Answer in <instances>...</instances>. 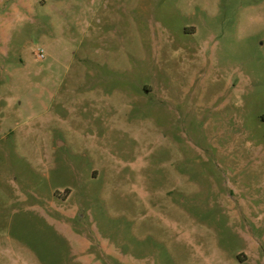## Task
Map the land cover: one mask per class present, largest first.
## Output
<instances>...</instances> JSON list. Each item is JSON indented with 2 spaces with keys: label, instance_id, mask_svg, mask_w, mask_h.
<instances>
[{
  "label": "rangeland",
  "instance_id": "374dc122",
  "mask_svg": "<svg viewBox=\"0 0 264 264\" xmlns=\"http://www.w3.org/2000/svg\"><path fill=\"white\" fill-rule=\"evenodd\" d=\"M0 264H264V0H0Z\"/></svg>",
  "mask_w": 264,
  "mask_h": 264
},
{
  "label": "built area",
  "instance_id": "2783aa9c",
  "mask_svg": "<svg viewBox=\"0 0 264 264\" xmlns=\"http://www.w3.org/2000/svg\"><path fill=\"white\" fill-rule=\"evenodd\" d=\"M39 56H40V58H42V57H43V53H42V52H40Z\"/></svg>",
  "mask_w": 264,
  "mask_h": 264
}]
</instances>
